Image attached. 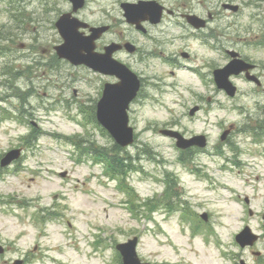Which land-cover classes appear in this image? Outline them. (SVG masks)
Listing matches in <instances>:
<instances>
[{"label": "rangeland", "instance_id": "1", "mask_svg": "<svg viewBox=\"0 0 264 264\" xmlns=\"http://www.w3.org/2000/svg\"><path fill=\"white\" fill-rule=\"evenodd\" d=\"M17 1L25 11L14 18V12L19 13ZM136 1L88 0L79 18L95 26L110 27L100 47L108 42H129L138 49L134 56H117L121 62L132 64L136 73L145 79L140 100L129 111L134 143L125 150L135 169L126 172V184L133 191L131 200L137 201V209L130 211L127 203H121L127 197L118 189L117 181L99 186L101 169L89 168L93 162L90 157L86 164L71 165L59 147L67 153L73 149L41 135L36 145L42 150L48 147L47 151L41 156L24 151L20 160L23 163L0 171V245L4 248L0 264H16L18 260L24 264H57L52 258L65 264H119L112 248L133 237H138L139 258L150 264H236L240 260L245 264H259L264 256L260 226L264 213L262 0H194L191 3V8L203 16L208 11L215 13L211 24L215 29V49L202 47L201 41L189 37L188 30L182 29L173 18H166L146 35L135 31L125 23L119 5ZM158 1L169 8L176 3L175 0ZM222 3L238 5L240 10L225 11ZM68 9L66 0H0V47L8 49L6 56L0 58V68L12 66L23 73L27 65L33 66L29 79L21 77L15 81L21 102L9 99L6 103L3 89L0 108L29 123L37 134L44 131L88 143L96 140V146L108 153L111 142L84 113L87 109L91 113L104 83L111 79L82 66L72 67L58 60L53 51L54 46L62 44L54 22ZM221 44L243 50L259 65L262 84L259 91L240 76L231 78L238 91L233 99L215 88L210 75L212 65L218 68L226 63L219 50ZM21 46L24 48L20 49ZM181 51L195 54L198 63L202 58L203 62L208 59L209 68L200 71L204 78L178 68V64L192 65L180 58ZM162 57L173 59L176 64L170 60L162 62ZM140 58L144 62L139 63ZM194 107L198 111L190 117ZM79 122L88 123V129L77 126ZM230 126L232 133L221 142V134ZM161 130L177 132L184 138L205 136L207 147L181 153L175 141L161 135ZM28 132L26 126L15 122L0 124V158L19 147L21 144L16 138ZM180 157L188 163L185 168L179 164ZM25 167L35 170L36 174L19 172ZM188 169L199 174H190ZM62 172L68 175L63 186L58 180ZM166 194L170 197L181 194L179 199L185 202L181 206L185 205L207 230H197L194 234L193 223L182 225L178 213L165 218L163 208L149 213L148 207H143L147 200L165 202ZM245 198L249 199L248 206L244 204ZM24 199L31 206L37 204L40 212L47 210L49 214V210L57 214L58 219L45 220V226H30L21 223L23 212L15 210L14 217L6 204H2ZM91 224L95 225V231H91ZM245 225L261 237L254 247L241 251L235 247L234 236ZM91 239L94 243H89ZM91 251L95 255H89Z\"/></svg>", "mask_w": 264, "mask_h": 264}, {"label": "water", "instance_id": "2", "mask_svg": "<svg viewBox=\"0 0 264 264\" xmlns=\"http://www.w3.org/2000/svg\"><path fill=\"white\" fill-rule=\"evenodd\" d=\"M76 7H80L83 0H72ZM235 10V9H233ZM146 11L142 10H127V18L131 22H137L138 20L145 17ZM70 16H64L56 24L59 34L64 40V44L60 47L55 48L57 56L60 59H66L74 65H79L84 63L89 64L88 66L94 70H102L103 64L106 66V71H101L103 73L113 74L122 80L121 85L114 89H107L103 95L100 104L98 105V116L101 120L100 122L108 128L110 133L123 145L127 143V139H130V131L126 128V117L124 116V110L128 104L130 98L135 95V90L137 88L136 82L127 74H124L110 66L106 57L101 58L95 62L92 58V47L88 38H83L82 35L77 33L78 26L75 24L76 21H69ZM87 44V48L79 47L82 44ZM82 52H86V58H80ZM109 55V54H108ZM239 66L236 63L230 64L223 70L215 72V82L218 89L224 90L227 95L232 97L235 93V88L229 83L228 78L230 75H237L241 72ZM165 135L169 137H174L177 139V146L180 148H186L192 145H197L199 147H204L205 142L202 137H195L189 141L183 140L177 134L172 132H165ZM242 236L239 237L241 242ZM251 244V243H249ZM135 242H131L129 245H123L119 247L123 255L124 264H139L136 260L134 254Z\"/></svg>", "mask_w": 264, "mask_h": 264}, {"label": "flooded vegetation", "instance_id": "3", "mask_svg": "<svg viewBox=\"0 0 264 264\" xmlns=\"http://www.w3.org/2000/svg\"><path fill=\"white\" fill-rule=\"evenodd\" d=\"M178 5H179L178 8L181 9L182 7H181V3H180V2H179ZM176 15H177V18H178V19H180L183 23H185V18H184V16H186V15H190V12H189L188 10H185V9H184V10H183L182 12H180V13L177 12ZM199 32H200V31H196L195 33H199ZM257 67H258V66H256V69H257ZM255 72H256V71H255ZM256 77L259 78L258 75H257Z\"/></svg>", "mask_w": 264, "mask_h": 264}]
</instances>
